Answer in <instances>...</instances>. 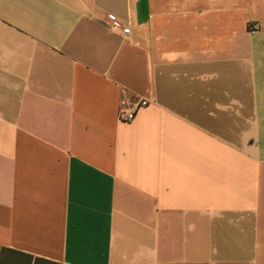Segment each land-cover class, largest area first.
I'll return each mask as SVG.
<instances>
[{"label": "crops", "instance_id": "obj_1", "mask_svg": "<svg viewBox=\"0 0 264 264\" xmlns=\"http://www.w3.org/2000/svg\"><path fill=\"white\" fill-rule=\"evenodd\" d=\"M0 245L264 264V0H0Z\"/></svg>", "mask_w": 264, "mask_h": 264}, {"label": "built area", "instance_id": "obj_2", "mask_svg": "<svg viewBox=\"0 0 264 264\" xmlns=\"http://www.w3.org/2000/svg\"><path fill=\"white\" fill-rule=\"evenodd\" d=\"M109 19L111 20V25L113 28H118L122 26L121 21L119 20V18H117L114 15H110ZM123 32L127 33L129 32V27H123ZM248 29L251 32L256 31V27L255 25H253L252 23H249L248 25ZM149 103V100L145 99V98H139L137 100L134 101H129L126 99H121L120 100V108H119V118L121 120H125V121H131L135 118L138 110L147 105Z\"/></svg>", "mask_w": 264, "mask_h": 264}, {"label": "trees", "instance_id": "obj_3", "mask_svg": "<svg viewBox=\"0 0 264 264\" xmlns=\"http://www.w3.org/2000/svg\"><path fill=\"white\" fill-rule=\"evenodd\" d=\"M0 264H64L45 258H33L32 255L0 245Z\"/></svg>", "mask_w": 264, "mask_h": 264}]
</instances>
